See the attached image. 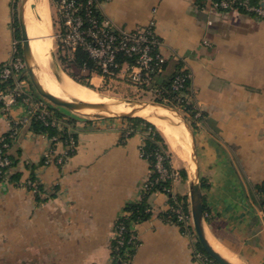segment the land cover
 Returning a JSON list of instances; mask_svg holds the SVG:
<instances>
[{"label":"crops","instance_id":"obj_1","mask_svg":"<svg viewBox=\"0 0 264 264\" xmlns=\"http://www.w3.org/2000/svg\"><path fill=\"white\" fill-rule=\"evenodd\" d=\"M15 1L0 0V65L14 53ZM257 2L264 9V0ZM99 12L123 30L154 21L165 57L156 83L178 70L189 74L186 92L200 114L193 131L206 234L235 262L264 264V13L218 10L209 0H107ZM89 81L104 80L94 73ZM26 114L23 105L0 110V136ZM73 122L76 148L63 165H43L46 136L29 122L16 126L8 151L18 161L10 171L21 181L31 173L39 192L0 176V264H118L110 251L113 225L128 203L142 199L149 215L130 222L140 241L133 264H200L191 238L164 218L169 193L142 195L150 167L140 156L141 133L123 138L128 122L120 118ZM165 141L171 165L186 170ZM174 188L188 192L187 174Z\"/></svg>","mask_w":264,"mask_h":264},{"label":"built area","instance_id":"obj_2","mask_svg":"<svg viewBox=\"0 0 264 264\" xmlns=\"http://www.w3.org/2000/svg\"><path fill=\"white\" fill-rule=\"evenodd\" d=\"M57 13L59 15V31L57 36L61 43L70 51L77 49L83 50L87 54L89 61L93 62L98 69V74L104 81L121 77L126 79L132 85L138 88H149L152 91L161 93L159 89H153L156 76L161 73L165 65V57L160 51V39L154 28V21L150 20L147 24L136 27L131 30L117 28L111 20L100 15L99 5L107 0H54ZM214 9L234 10L242 7L247 11L258 14L264 13V9L257 5L248 3V0H209ZM24 61L16 55L15 45L12 57L0 65V110L6 113L13 106L23 105L27 114L24 118L13 122L10 131L0 136V176L3 177L11 165V159L8 156L10 140L14 137L16 126L20 123H26L30 118L41 119L45 124H50V117L47 114V108L43 102L36 99L30 92L25 90L24 80L21 77V71L24 69ZM86 62H83L82 69H85ZM189 74L186 72H177L171 81L170 89L167 95L171 100L181 105L192 103L191 97L186 92ZM12 80L11 83H6ZM167 92V91H166ZM163 100V99H162ZM199 116L200 114L196 112ZM52 123V121H51ZM148 131L145 132L144 138ZM56 141L57 137L50 139ZM144 139L139 146L140 156L148 159L153 158V167L157 176L153 179L148 178L143 184V193H147L158 182H166L163 187L165 192L169 193L168 211L164 218L173 219L179 226L181 233L195 240V232L192 224L190 206H184L178 203V199L173 195L168 185L179 176L170 163V156L163 147L155 149L153 152H147L143 149ZM75 138H70L65 142V150L57 155H52L53 150L44 152L43 159L48 162L51 159L57 163H63L67 155L75 150ZM34 181V180H33ZM29 190L37 194L39 186L32 181L25 182ZM263 203H261V212L264 216V186L261 190ZM129 210H123L122 215L113 225V236L110 244L112 259L118 264H133L132 258L140 241L136 232L130 227V222L126 224L122 218L130 215ZM195 237V238H194ZM192 256L200 264H218L205 252L197 249L192 250Z\"/></svg>","mask_w":264,"mask_h":264},{"label":"water","instance_id":"obj_3","mask_svg":"<svg viewBox=\"0 0 264 264\" xmlns=\"http://www.w3.org/2000/svg\"><path fill=\"white\" fill-rule=\"evenodd\" d=\"M28 1L29 0H19L17 21L20 33L21 53L25 65V71L27 72L29 80L36 93L47 101H49L50 103H52L53 105L64 107L68 110L81 113L87 117L120 119L129 117H141L145 119V117L140 115V113L141 111L146 110L148 111L149 116H155L168 120L171 123L180 126L182 129H184L185 132H187V143L189 146L188 159L186 160L188 199L196 239L201 248L204 250V252L218 264H248L230 261L224 256H222L216 250L211 239L206 234L204 201L202 188L200 185L196 140L194 131L185 115L173 105L158 100L127 99V106L124 109H118L115 108L114 104L110 102H85L73 99L66 100L45 90L40 85L32 66V56L30 52L29 40L24 21ZM164 111L167 114L164 113Z\"/></svg>","mask_w":264,"mask_h":264},{"label":"rangeland","instance_id":"obj_4","mask_svg":"<svg viewBox=\"0 0 264 264\" xmlns=\"http://www.w3.org/2000/svg\"><path fill=\"white\" fill-rule=\"evenodd\" d=\"M18 3H19V0H16L15 1V6H14L13 27H14V31H15V50H16V55L18 57H20L22 59V61H23L22 53H21L20 33H19V27H18V21H17ZM48 7H49V28H50V33H51V37H52V55H53L52 56V58H53L52 62H53V64L59 66L60 68L66 70L68 72L69 71L71 72L72 68H71V66H69L68 61L66 59H63V57L67 54V50L68 51H70V50L65 45H63L61 43L59 37L57 36V33L59 31V15L57 13V8H56L55 1L54 0H48ZM21 74L22 75H21V77L19 79H23L24 80L25 90H28V92H30L36 99H39V100H41L43 102V104L47 108V114H45V116L50 117L49 120L52 121V123L50 121V124L52 126H56L57 130L60 132L59 134H52V135H48L46 133H42L44 136H46V139L48 140V144H47V146L45 147V149L42 152V158H43L44 152H46L47 150H53L52 155H57V154L62 153L65 150V148H66L65 147L66 140H68L70 138H73V139L75 138L74 134L72 133V130H71L72 128L68 126V123L69 122L71 123V121H72V123L74 124V122H73L74 118H77V119L78 118H83V117H85V115H83L81 113H78V112H74V111L68 110V109H66L64 107L53 105L52 103H50L49 101H47L46 99H44L43 97L39 96L36 93L35 89L33 88L32 84H31V82L29 80L28 74L25 71V67L21 71ZM89 83H90V81H89ZM90 84H91V87H89V88L91 90H93L96 93V95H100L102 98L106 99L107 102H110V103L121 102L125 106V104H127L126 103L127 99H139V100H159V101H162L164 103H168L170 105H173L174 107L179 109L185 115V117L187 118L188 122L190 123L192 129L196 130L198 119L194 120V119H192V117L189 116V111L186 109V107H187L186 105H181V104H178L177 102H174L173 100L168 98L169 97L168 95H167L166 98H163V93L166 95V93H168V91L167 92L166 91H162V89H160V86H159L160 84L156 83V81L154 82V85L152 87H153V89H156V87H157L159 89V91H161V93L156 92V91H152L149 88H144V87L143 88L142 87L138 88V87L132 85L126 79H123L121 77L112 78V79L103 81L102 83H100L98 85H95V84H92V83H90ZM26 87H27V89H26ZM191 106L193 108H195V105H193L192 103H191ZM51 107L54 108L55 110L59 111V113L62 115L60 119L56 118V116L53 115L52 111L48 109V108H51ZM196 112H195L194 117L197 118L198 115L196 114ZM22 118H24V116ZM34 118H36V117H34ZM31 120H32V118L28 119V121L26 123H28V122L30 123ZM145 120L149 121L146 118H145ZM192 121H193L194 125L191 124ZM141 126L142 125L140 124L137 128L133 129L131 127L130 123H128V125H126V127L124 128V131L122 133V137L126 138L127 136L130 135V133H132L133 131L137 130V131H139L141 133L142 139H144V134H145L146 131H142L141 130L142 129ZM55 136L57 137V140L56 141H51L50 139H53V137H55ZM11 140H10V142H11ZM164 140H166V139H164ZM58 142L62 144V147L59 150L56 148V143H58ZM165 143H166V141H165ZM75 148H76V146H75ZM165 150H167V151L169 150L168 146H167V148H165ZM171 152H172L171 154L175 155V153L172 150H171ZM168 153H169V151H168ZM73 154H74V150L72 151V153L67 155V158L65 159V161L63 163H57L55 160L52 159V156H51V159L48 162H45L44 159H42V163H43V165H50V164L63 165L66 161H68L70 159V157ZM169 156H170V153H169ZM170 163H171V161H170ZM11 168L12 167L7 169L5 175L3 176L4 178H8V175L11 172L10 171ZM181 168H183V167H181ZM175 170L179 172V176L177 177V179H181V174H180V171H179L180 169H175ZM28 180L32 181L34 183H37V181H35V180L33 181L31 179V176H28L23 181L19 180L18 182H23L24 183L23 187H25L26 189L29 190L28 186L25 185V182L26 181L28 182ZM175 181L168 183V185H169V187L171 189L170 192H172L173 195L176 196V198L178 199L177 201H178V203L180 205H181V203H183L184 206H187L189 204L188 192H186L185 194H179L174 188ZM261 190L262 189L259 188V192L260 193H262ZM147 193H143V191H142V195H146ZM182 196H186V201H185L186 204L184 203V200H182V198H180ZM260 199H261L260 200V207H261V203H263L262 194H261ZM167 211H168V209H167ZM195 240H197V239L195 238ZM195 240L193 242L192 249L194 247H196Z\"/></svg>","mask_w":264,"mask_h":264},{"label":"bare ground","instance_id":"obj_5","mask_svg":"<svg viewBox=\"0 0 264 264\" xmlns=\"http://www.w3.org/2000/svg\"><path fill=\"white\" fill-rule=\"evenodd\" d=\"M24 21L32 56L33 71L40 85L45 90L66 100L107 102V100L100 95H96L88 86L77 82L62 68L53 64L48 0H29ZM112 104L118 109H124L127 106V104L124 106L123 103L113 102ZM164 113L166 112L164 111ZM140 115L157 126L164 134L169 146L177 156L184 160L188 159L189 146L187 143V132H185L184 129L181 130L180 126L168 120L149 116L146 110L141 111ZM177 130H181V132ZM213 245L222 256L230 261H234L220 245L215 242Z\"/></svg>","mask_w":264,"mask_h":264},{"label":"trees","instance_id":"obj_6","mask_svg":"<svg viewBox=\"0 0 264 264\" xmlns=\"http://www.w3.org/2000/svg\"><path fill=\"white\" fill-rule=\"evenodd\" d=\"M205 1L206 0H199V5H203L205 3ZM215 1H219V0H215ZM257 1L258 0H248V3L252 4V5H257L258 4ZM236 10L247 11L242 7H237ZM63 59H66L68 61V64H69V66H71L72 71L68 72L64 69L63 70L66 71L69 75H71V77L74 80H76L77 82H80L83 85L91 87V84L89 83V78L91 77L92 74H94V73L98 74L99 72H98V69L95 67L94 63L88 60L87 54L83 50H80V49H77L75 51H68L67 50V54L63 57ZM83 62H86L85 69H82ZM180 71L182 72V70H178V71L174 72L165 81L161 82L159 85L160 89H162V91H168L170 89V84H171L173 76L177 72H180ZM183 72H185V71H183ZM11 82H12V80H8L6 83L8 84ZM188 82L186 84L187 86H188ZM186 90H187V87H186ZM186 106H187L186 109L189 111V116L192 117V119H194V120L199 119L200 116H198L197 118L194 117L195 112L197 111L196 108H193L191 106V104L186 105ZM48 109L52 111L53 115L56 116V118H58V119L61 118L62 115L59 113L58 110H55L52 107L48 108ZM123 120L130 123V125L133 129L137 128L141 124L142 125L141 130L142 131H148L147 135L145 136V138L143 140V142H144L143 149L145 151L153 152L155 149H157L159 147H163L164 149L167 148L164 137H163L162 133H160L161 131L156 128L157 126L153 122L151 123V121L149 122V121H147L141 117H129V118H123ZM30 124H31L32 129L36 132L46 133L48 135L60 133L57 130L56 126H52L49 123L44 124V122L42 120L37 119V118H32ZM191 124L194 125L193 121L191 122ZM8 156L11 159L10 167L15 166L17 164V161H18L17 157L11 155L10 153H8ZM145 160L148 161L149 167H150L149 178L153 179L157 176L155 168L153 167V158L150 156L148 159H145ZM32 167L33 166L30 165V168H32ZM179 171H180L181 176L183 178H186V170L184 168H181ZM20 176H21V173L18 171L10 172L8 175V179H9V181H11L13 183H17L20 180ZM30 176H31L32 180L35 178L31 173H30ZM166 185H167L166 182H158L157 184H155V186L152 188V190L163 191V186H166ZM200 185H201V188H203L205 185L204 181L202 179H200ZM263 186H264V182L260 184L259 188L262 189ZM180 198H182V200H184V203H185L186 196H182ZM126 209L131 211L130 215L128 217L122 218L123 222H125L126 224H128L129 221H131V220L132 221H139V220L145 219L149 215V213L147 211V205L145 203V199H142L140 202H136V203H128L126 205ZM205 209L206 208L204 206V211H205ZM166 213H167V211L164 213V216ZM167 221L176 223V222H174L173 219H170ZM195 242H196V247L199 250H201L202 252H204V250L199 245L198 241L195 240Z\"/></svg>","mask_w":264,"mask_h":264}]
</instances>
